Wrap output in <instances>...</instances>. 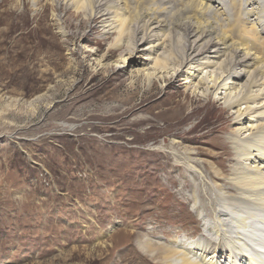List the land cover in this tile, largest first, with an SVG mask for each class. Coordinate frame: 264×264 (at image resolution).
<instances>
[{
    "label": "rangeland",
    "instance_id": "374dc122",
    "mask_svg": "<svg viewBox=\"0 0 264 264\" xmlns=\"http://www.w3.org/2000/svg\"><path fill=\"white\" fill-rule=\"evenodd\" d=\"M197 1L198 21L264 59V0ZM181 2L145 4L169 37L159 70L90 9L0 0V264H164V248L205 264L219 246L264 264V118H237L244 104L199 82L209 69L172 71Z\"/></svg>",
    "mask_w": 264,
    "mask_h": 264
},
{
    "label": "bare ground",
    "instance_id": "6f19581e",
    "mask_svg": "<svg viewBox=\"0 0 264 264\" xmlns=\"http://www.w3.org/2000/svg\"><path fill=\"white\" fill-rule=\"evenodd\" d=\"M148 1L149 0H135L133 7L130 6L132 4H129L128 0H95L93 4L92 0H63V3L67 2V4L71 5L76 11L90 9V11L93 12L91 14L92 17H98L101 19V23L103 25L102 33L114 34V43L112 44L113 48L123 45L128 48L126 49L128 51L129 47L130 49H135L136 51L140 48L144 57L151 61L153 66L157 67L159 70H163L170 65L171 57H167L168 55L163 51L169 44V40H167L169 37L166 33H164V31H162L164 27H166L164 21L159 20L157 17L155 18L149 16L151 6L145 5ZM180 1H182L180 8L178 7L179 9L174 15L177 17L174 28H177L179 31L182 29L184 30L182 32L185 38L184 44L186 50L180 61L176 63L175 66H171L172 71L176 73L183 72L186 73L188 77H192V74L195 72L197 74H201L203 70L209 69V75L200 79L199 82L207 84L211 83V87L214 89L213 92L228 90L226 107L229 109L241 107L244 104L245 106L243 111L239 112L240 108H238L237 113H239V116L237 118H242L243 121L244 119L246 121H253L256 120V118L263 119V57L261 59L257 55L251 53V50H249L247 46H244L245 44H239L238 42L235 43V41L226 35L225 31L221 35L217 36L214 34L213 28L208 23L206 24L202 21H198L199 19L197 20L194 16V9L198 7V4H200L197 0ZM199 6V9L201 8V10L209 9L208 5L204 4L202 6V2ZM131 14L134 17L131 16ZM132 29L136 39H134V37L130 38L129 36ZM228 61L230 66L227 67L226 65V68L223 67V63ZM173 62L174 61H172V63ZM223 74L225 76H223ZM187 79L188 78L185 79V83H189ZM230 82H232L231 85L228 84ZM240 121L241 119L237 121L236 118L234 120L235 124L240 123ZM263 130L264 122L257 125L255 128L256 133H262ZM167 173L168 172L166 171L165 175H167ZM167 176L168 183L174 185V179H172L169 175ZM188 185L190 186L189 181L186 180V183L182 186L181 191H184L186 187L188 188ZM185 197L182 196L184 201L187 199ZM201 204H204L202 199ZM193 206H195V204ZM224 237L225 235L220 233L219 240H222ZM262 242H264V240H259L256 244ZM145 245L148 247H144L142 245L139 247L140 251L146 254L151 245ZM255 245L251 247V251H255ZM233 248L238 252V256L240 255L244 256L246 259L248 258L249 264H258L256 259L251 257V255H245V253H243L237 246H233ZM242 249L244 250L243 247ZM150 252H152V254H150L152 256L154 251ZM220 252L219 246L217 247L216 254L213 253L208 259H206L205 264H220L223 260H226L227 264H231L232 261H230V255L232 257L234 253L228 252L229 254L224 257L223 253L221 252V254ZM158 253L160 254L159 256L164 264H171L170 258L177 255L165 248L159 249ZM168 254L170 255L167 257ZM198 256L202 257L200 254H198ZM261 257L264 259V254H261ZM261 257H259V260ZM210 258L212 259L209 260ZM183 261L184 258H181L182 264H196L190 260H186L184 263ZM260 263L261 262H259V264Z\"/></svg>",
    "mask_w": 264,
    "mask_h": 264
}]
</instances>
